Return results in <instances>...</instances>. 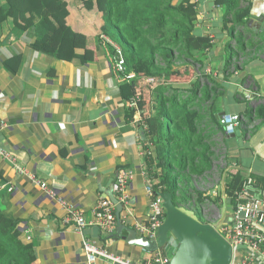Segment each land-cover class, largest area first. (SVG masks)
Segmentation results:
<instances>
[{
    "label": "crops",
    "instance_id": "obj_1",
    "mask_svg": "<svg viewBox=\"0 0 264 264\" xmlns=\"http://www.w3.org/2000/svg\"><path fill=\"white\" fill-rule=\"evenodd\" d=\"M65 1V23L75 34L71 60L40 50L33 28L23 30L11 18L0 20V144L54 194L0 159V224L31 246L35 264H86L83 239L146 264L157 251L128 243L127 236L131 229L145 237L136 224L149 215L142 139L149 90L143 81L115 72L113 46L118 44L102 34L104 19L96 6L87 10L78 0ZM192 1L197 3L196 33L212 45L195 78L200 87L213 89L215 122L221 127H214L215 138L223 133V116L240 118L236 133L223 140L229 165L220 188L207 192L223 200L222 184L238 171L244 180H264V0H249V17L233 36L224 26L225 7L215 0ZM0 8H6L5 0ZM136 94L142 101L134 108L130 103ZM121 170L131 172L128 202L120 214L125 228L117 233L116 224L109 235L89 225L79 235L62 225L67 212L56 198L91 223L101 198L118 202L114 186ZM256 192L264 202V188L257 186ZM173 252L165 249L167 256Z\"/></svg>",
    "mask_w": 264,
    "mask_h": 264
},
{
    "label": "trees",
    "instance_id": "obj_2",
    "mask_svg": "<svg viewBox=\"0 0 264 264\" xmlns=\"http://www.w3.org/2000/svg\"><path fill=\"white\" fill-rule=\"evenodd\" d=\"M78 1L87 10L96 6L102 13V34L116 44L118 34L126 46L118 45L123 51L126 71L134 73L130 80L143 81L149 90L150 113L143 120L144 165L149 187L155 195L171 193L179 209L190 212L201 223H209L203 208L210 198L199 189V180L211 179L218 158L214 127L218 131L221 127L215 122L213 89L200 87L195 78L196 70L200 71L207 58L206 51L212 46L210 39L196 33L197 3L192 0ZM214 4L226 8L224 26L231 36L249 17V0H215ZM5 5L6 8H0V20L11 18L23 30L33 28L39 34L40 50L60 59L73 58L75 34L65 23L68 14L65 0H5ZM228 49L232 59L230 46ZM175 76H180L181 81L173 79ZM149 79L153 82L148 83ZM136 96L140 105L141 96ZM243 182L240 171L225 182L226 207L233 203L234 192ZM256 183L264 188V180L256 178ZM218 200L223 203L220 196ZM160 250L166 254L165 247ZM0 264H35L31 246L23 245L2 224Z\"/></svg>",
    "mask_w": 264,
    "mask_h": 264
},
{
    "label": "built area",
    "instance_id": "obj_3",
    "mask_svg": "<svg viewBox=\"0 0 264 264\" xmlns=\"http://www.w3.org/2000/svg\"><path fill=\"white\" fill-rule=\"evenodd\" d=\"M114 69L118 76L123 79L130 80L134 78V73H128L125 69V59L120 46H113ZM152 79L148 83H152ZM138 98L135 97L130 103L131 107L137 108ZM223 133L215 138L217 143L216 155L217 161L215 165L220 163V167L226 169L229 162L227 159L224 138L234 135L240 122L237 115L223 116ZM146 126L143 124V130ZM143 150V156H145ZM0 159L4 160L15 168L18 173L26 175L37 186H39L47 194L54 197V194L47 188L46 184L37 180L25 169L19 166L16 158L5 147L0 144ZM131 179V172L121 170L118 172L115 180V192L118 203L123 207L128 202L126 193L128 182ZM218 183L219 179L214 180ZM257 185L253 179H245L240 189L236 190L233 195V203L229 206L230 214L224 219V223L217 231L223 238L230 243L233 249V257L231 264H264V202L260 199L256 192ZM147 194L150 199L148 220L145 223L136 224L137 230L148 239L156 238L158 228L165 218V210L159 195H155L150 187L147 188ZM62 208L67 212L66 217L62 221L64 227H73L75 231L82 235L87 226L92 225L98 227L106 234H113L116 227V205L109 200L101 198L96 207L92 211L93 220L89 223L84 217L83 212L73 209L62 200L55 199ZM243 245L244 248L237 249V246ZM174 249V244L167 247ZM83 251L86 257V264H96L97 261H105L111 264H144L139 262H130L120 256L109 253L105 249L98 247L94 242L83 239ZM170 258L161 252H156L151 261L146 264H167Z\"/></svg>",
    "mask_w": 264,
    "mask_h": 264
},
{
    "label": "water",
    "instance_id": "obj_4",
    "mask_svg": "<svg viewBox=\"0 0 264 264\" xmlns=\"http://www.w3.org/2000/svg\"><path fill=\"white\" fill-rule=\"evenodd\" d=\"M142 139L145 140L144 135ZM159 197L165 210V218L158 228L156 238L137 237L136 232L129 229L128 243L141 246L149 252H156L169 244H174V252L167 264H231L232 246L217 231L216 225L201 223L179 209L173 203L169 192L160 193ZM113 203L116 205L118 233L125 228L120 219L123 206L115 199ZM225 212L226 205L223 199L222 217ZM241 248L244 246H237V249Z\"/></svg>",
    "mask_w": 264,
    "mask_h": 264
},
{
    "label": "rangeland",
    "instance_id": "obj_5",
    "mask_svg": "<svg viewBox=\"0 0 264 264\" xmlns=\"http://www.w3.org/2000/svg\"><path fill=\"white\" fill-rule=\"evenodd\" d=\"M111 31H114V30L111 28ZM117 44L120 45L122 48H126L125 44L120 40L118 34H117ZM181 77H184V75L182 74ZM173 79L181 81L180 76H175V77H173ZM220 165L221 164L218 163V165H215V166L220 167ZM223 170H224L223 167L222 168H216V169H214L213 174H211V179H206V182H201L203 180H199V182H200L199 183V189L201 191H203V192H206V194H207V192H210L211 190L212 191L214 190L213 192H217L216 186H217V188H220V185H219L220 183L219 182H220L221 174H222ZM213 179L214 180L219 179L218 183L217 184L213 183ZM209 183H211V187L208 186ZM212 183H213L214 186H212ZM222 185H223L222 187L224 188V184H222ZM219 190L220 189H218V191ZM219 196L220 195H218V196H215V195L208 196V198H210V202H207V204L203 208L206 220L209 222V224L216 225L217 229L220 228V226L224 223L223 222L224 219L230 214L229 206H227L225 215H224V217H222L223 203H221L220 200H218ZM221 199H222V197H221ZM186 213L188 215L192 216L190 212H186ZM167 248L168 247H166L165 249H167ZM169 248H170V246H169ZM170 256H172V255H170Z\"/></svg>",
    "mask_w": 264,
    "mask_h": 264
}]
</instances>
